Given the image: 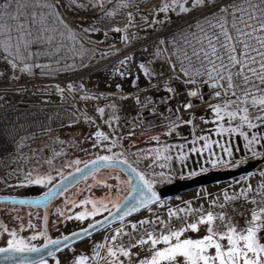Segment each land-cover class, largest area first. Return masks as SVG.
Here are the masks:
<instances>
[{
    "label": "crops",
    "instance_id": "crops-1",
    "mask_svg": "<svg viewBox=\"0 0 264 264\" xmlns=\"http://www.w3.org/2000/svg\"><path fill=\"white\" fill-rule=\"evenodd\" d=\"M17 2L28 5L26 8H21L22 15L18 20L12 21L6 16L0 18V26H3V31H0V61L8 62L10 65L9 60H12L13 57L9 56L8 52L4 50V45L9 44L12 49L15 48L20 38L19 26L23 23L25 33L31 32V36H24V39L30 42L28 51L32 52V48L36 46L42 47L33 52V59L28 62L46 67L33 68L30 73L23 72L21 74L18 72L20 70L18 67L15 70V75L31 78L33 73L37 72L44 78H73L70 84L72 87L69 90L79 94L80 105H73L72 99L65 92L64 99H69L65 105L73 109L76 122L82 121V119H93V113H99L97 102L103 95H135L145 101L158 102L160 107L164 104L162 107L169 111L172 108L171 101H173L179 110V114L175 118L172 116L173 121L178 118L177 128H165L161 131V124H164V121L168 119L162 118V121H153L154 123L142 133L119 138L121 145L132 152L133 157H136L139 166L146 170V173H150V170L161 172L163 166H167V164L169 166L174 155L171 148L174 147H176L175 156L180 157L181 162L178 163L181 167L180 170L190 173V176L212 170H221L220 168L232 159L231 156L225 155L215 143L209 146V149L212 147L211 150L207 149L195 153L189 151L194 146L192 143L194 139L197 143L195 147L198 150L205 143L204 140L197 139L200 136L195 138L193 135L191 136V134L181 130L187 125L183 115L196 108L197 104L192 102L193 107L188 109L182 107L183 104L190 102V96L184 92L181 86L167 84L166 88L158 92L149 90L152 81L147 79V75L140 67L145 63L140 64L136 61V57H142L145 61H150L149 69L152 68L153 62L158 63L162 46L160 48L158 43H153V41L151 43L148 38L161 28L170 27L178 17L187 12L182 13L178 9H169L167 12L155 11L161 6L162 0H104L103 12L98 7L92 8L90 6L92 0H77L78 3H83L84 7H76L72 0H12L13 11ZM3 3L4 0H0V7ZM44 4H52L53 7L47 8L43 6ZM123 4L128 6L123 7ZM32 13H35V24L31 23ZM129 13H131V23L129 22ZM61 19L72 29L74 39L68 36L64 24L60 23ZM125 25H128V27H125ZM115 28H120L122 31H114ZM84 32H88V34ZM9 36H11V40L8 39ZM122 37H126V39H122ZM148 43L150 44L146 45ZM11 71L13 70L11 69ZM168 88L175 91H168ZM146 89L148 90L146 91ZM106 124L109 125L105 122L98 128L105 135L106 131L107 133L110 132V125L106 127ZM66 127L60 129L61 132L58 131L59 134L56 136H62L66 131ZM78 131H81V129ZM60 139L62 140L61 137ZM181 152L184 153L183 156L179 154ZM165 156H169L171 159L165 160ZM214 159L219 160L220 163L214 166L211 163ZM245 177L247 176L238 179H245ZM248 177L261 179L256 189L264 186V171L254 172L249 174ZM235 181L237 180L195 189L165 202L156 203L105 231L116 235L117 229H119L121 234H125L152 223H165L170 218V211L175 215L181 205L195 198L198 194L223 190L230 187V185H234L230 183H235ZM226 200L219 201L222 203ZM133 225H135V228H133ZM207 227L206 223H200L197 231L186 229L181 238H201L206 234ZM224 245L226 246L227 243ZM163 246L161 242L156 247ZM209 251L214 253L215 249H209ZM131 252L138 255H132L130 259L124 256L119 257L122 262L125 261L123 264H134L136 260L133 259L138 260L150 256V242L145 243L143 246L136 245ZM180 261L183 264L182 257ZM96 264L105 263L98 261Z\"/></svg>",
    "mask_w": 264,
    "mask_h": 264
},
{
    "label": "snow or ice",
    "instance_id": "snow-or-ice-1",
    "mask_svg": "<svg viewBox=\"0 0 264 264\" xmlns=\"http://www.w3.org/2000/svg\"><path fill=\"white\" fill-rule=\"evenodd\" d=\"M72 2L76 7L85 6L83 3H78L77 0H72ZM189 4L191 8H207L209 10L215 9V11H210L213 21L208 24V32H205V29L198 25L200 37L197 38L196 34L192 33V38L198 46L207 45V50L200 46L198 50L192 51V58H195L200 67L193 68L190 57L186 53H182L184 59L189 61L191 73L183 66H181V72L185 76L190 74L192 77L206 76L209 81H212L211 86L223 88L224 94H228L229 90H231V95L236 96L237 101H240L242 105L250 100L253 108L259 113L254 118L249 116V109L246 106H240L234 110L231 109L230 105L237 103V101H227L223 107L212 105L211 108L216 114L217 120H223L225 115L228 117V126L225 127L224 124H218L215 132L221 136L224 133H239L247 141L244 145L246 150L251 152L253 156L264 155V152L257 153V146L264 148V133L258 131L259 126L264 124V0H241L240 3H229L224 6H219L216 0H162L161 6L155 11L167 12L169 9H178L182 13L188 12L190 10ZM27 6V4L17 2L13 11L12 0H4L2 7H0V18L6 16L9 20L16 21L22 15L21 8H26ZM43 6L47 8L53 7L52 4H44ZM90 6L92 8L98 7L103 12L104 0H92ZM122 6L127 7L128 5L123 4ZM107 14L110 15L112 13ZM31 15V23L35 24V13ZM128 17L131 23V13L128 14ZM60 23L64 24L68 36L74 39L75 36L72 29L62 19ZM125 27H128V25H125ZM213 29H218L219 33L212 31ZM113 30L122 31L120 28ZM0 31H3V26H0ZM19 31L20 38L14 49L9 44L4 45V50L8 52L9 56L13 57L12 60H9L11 67L13 69L19 67L20 71L25 73H30L33 68L46 67L34 62H28L33 59L34 54L28 51L30 42L24 39V36H31V32L25 33L23 23L20 24ZM8 39L11 40V36ZM122 39H126V37H122ZM184 43H189L187 38H185ZM140 67L146 75H151L149 69L144 67V65ZM186 82L190 84L197 83L195 79H189ZM204 82L206 83L207 81ZM71 87L69 85V89ZM168 91L175 90L168 88ZM221 94V92L217 91L213 95L219 97ZM187 95L197 97L199 89H190ZM201 100H203L202 96ZM182 107L188 109L193 107V104L190 101L183 104ZM97 111L103 113L104 110L98 108ZM238 116L240 123L234 125L232 121ZM186 123L190 124L192 121L189 120ZM243 125H247L249 129H257V131L252 132L249 138L241 130ZM93 135L96 137L93 147H96V144H99L102 140L109 139V136L101 131H96ZM197 139H202L205 143L198 150L195 147L196 140L194 139L192 142L194 146L189 149L190 152H202L209 149L210 144L213 143L206 136ZM215 143L222 148L225 155H231L229 147H223L219 145V142ZM110 147H115V142ZM180 155L183 156L184 153L181 152ZM116 157L117 154L115 153L113 155L97 156L96 160L89 161V164L92 165L93 169L100 164L109 166L108 162H118ZM164 159L168 160L171 157L165 156ZM76 163H79V161H76ZM211 163L215 166L220 161L214 159ZM123 164L126 165L127 161H123ZM128 168L130 177L127 182L129 186L128 196L125 197L124 201H119L112 205L113 208L120 209L116 213L120 219H123L121 213H124L128 207L135 211L138 207L159 199L152 187L154 182L145 179L143 173L137 172L130 165H128ZM76 171L83 175L89 172L90 169L86 165L83 170L77 169ZM46 179H50V177L28 179L27 182L29 184H43ZM51 194H53V189H49L48 195ZM80 203H92L93 210L88 213H77L75 218L78 220H83L85 215H95L100 210L95 202L81 201ZM100 207L102 208L103 205ZM188 211H191V209ZM60 214L63 215V213ZM172 215L173 213L170 211L169 216L171 217ZM66 218L72 219L70 216ZM214 219V214L208 212L205 215H201L196 222L188 223L184 227H178L175 230H171L170 226L168 229H164V225L161 224L162 231L159 234L148 232L146 236L141 235L139 239H136L135 245L130 240L127 247L123 244L115 247L108 246V255L112 257L111 264H123L117 253L130 259L132 255H138L130 251L131 247L136 245L143 246L148 242H150L151 255L139 258L134 264H181V257L183 258V264H264V242H261L258 237V233L264 228V207L252 212L251 220L245 221V225L240 227L239 230H237V225L229 221V223L224 225V230L220 231L215 226ZM220 219L222 221L225 219L223 213H221ZM200 223L208 225L206 234L203 237L198 239L181 238L186 228L197 231ZM133 228H135V225H133ZM5 231H8V229L5 228ZM9 235L11 238L7 240V247H0V253H4L6 257H13L17 253L39 251L36 245L18 237L15 231H11ZM119 235L121 233L117 229V234L113 235L111 239L117 240ZM39 236H44L45 245L56 246L60 244V240L49 239L42 232H37L29 239L36 240ZM63 239L67 240V237ZM225 239L227 241L226 246L221 243ZM161 242L164 246L157 248L156 246ZM98 247H104V245H98ZM213 248L215 249L214 253L209 251V249ZM49 255H51V252H49ZM95 255L98 256L99 253H95ZM87 259L88 257L86 256L77 255L74 257L73 264H85ZM13 264H15V261H13ZM38 264H47V262L41 258Z\"/></svg>",
    "mask_w": 264,
    "mask_h": 264
},
{
    "label": "rangeland",
    "instance_id": "rangeland-1",
    "mask_svg": "<svg viewBox=\"0 0 264 264\" xmlns=\"http://www.w3.org/2000/svg\"><path fill=\"white\" fill-rule=\"evenodd\" d=\"M201 9L203 8H191L187 13H183V15L178 17V19L182 18V16H189L191 13L200 11ZM168 29L169 27L166 26L165 28H161L160 30L154 32L153 35L150 36V38H152L150 42L152 43L153 41V43H158L160 48L162 46V48L165 47L167 49L168 42L163 40L165 36L157 37V35H163ZM161 41H163V43H161ZM149 44L150 43L146 45ZM162 48L160 49V52L163 50ZM159 59L160 60L158 63L153 62L152 64L151 62L152 68L150 69V61L146 60V63L144 64L151 73V75H147V79L152 81L149 90L158 92L159 90L166 88L167 84L179 86L181 79L177 78V80H175V77H171L165 81V78L168 76L167 74L165 76H159L157 74L155 69L161 67L162 64L160 56ZM11 69L13 71H11ZM15 70L17 69H13L8 64V62L0 61V80H17L20 82H25L30 79V77H24L17 74L16 76ZM18 72H20V74L23 73L20 70ZM47 79L54 80L55 77H50ZM186 80L187 78L184 77L182 82ZM38 88V91H36V89L34 92V101L37 104H66L69 101V99H64L65 93L53 84ZM147 90L148 89H146V91ZM25 93L26 90L21 89L11 93L12 103L14 106H24L26 104ZM208 100H210V102L207 104L205 102H197L196 108L191 109L189 113L183 115L185 116L186 121L191 120L192 123H187L185 128L181 130L191 134V136L193 135L195 138L196 136H206L209 138V141H212L213 143L219 142V145L223 147H229L231 149L230 156L232 159L227 161V163H225L220 168L221 170L229 169L235 164H240L245 161L264 157V155L260 154L253 156L251 152L246 150L244 145L247 141L244 139V137L240 136L239 133H224L221 136L215 132V128L218 124H224L225 127L228 126V117L225 115L223 120H217L216 114L212 111L211 106L220 105L223 107L227 101H237V97L229 95L216 100L213 98ZM141 101L144 103L153 102L152 100L145 101L143 99H141ZM171 102L172 108L170 111L166 110L165 107H162L164 104L161 105V108H164V113H161L159 120L162 121V118H168L164 121V124H161V131L165 130V128L171 129L173 127H178L176 125L178 118L173 121L172 116L175 118L177 114H179V110L177 109V105H175L173 101ZM156 104L158 105V102H156ZM240 106L248 107L249 116L252 118L259 114L256 109L253 108L250 100L243 105L240 101H237V103L230 105V108L234 110ZM69 108L73 111L71 107ZM99 113H93V119H82V121L67 126L65 129L66 131H64L62 136L59 135L62 140L59 136H56L59 134L58 131L60 130L49 136L38 135L35 137L36 139L34 142L36 143L37 141L38 146L42 147L41 144H44V147L40 149V152L44 151V155H41V153L38 154L40 157L44 158V161L42 158L39 159L40 162L38 163L33 161V164L26 174V180L22 179L18 174H14L12 176L7 175L1 178L0 196L25 197L40 195L41 193L47 191L57 181H59L61 176L78 167V165L82 164L83 162L92 161L97 156L113 155L114 153L117 154L116 159L122 161L126 160L138 172L143 173L144 176L148 177L149 181H153L154 183L152 185H167L177 179L193 177L190 176V173L180 170L181 167L178 165L180 157H176L177 155L175 156L174 153L176 147L173 149L171 148V152L174 154L173 158L171 159V164L169 166L168 164L167 166H163L161 172L150 170V173H146V170L139 166V163L136 161V157H133L132 152L128 151L123 145H121L119 141L120 137L116 138L113 136L114 139L112 141L102 140L99 144H96V147H93V144L96 142V137L93 135V133L99 131V126L103 124ZM152 123L154 122H151V124ZM232 123L234 125L239 124V116L234 121H232ZM108 126L109 125L106 124V127ZM79 129H81V131H78ZM241 130L244 131L246 135L249 136V138L252 132L257 131V129H249L247 125H243ZM258 131L260 133H264V124L259 126ZM55 140L56 142H54ZM113 142H115V147H110ZM213 143H211L210 146L213 145ZM215 144L217 145V143ZM211 148L212 147H210L209 150H211ZM219 148L222 149L220 146ZM262 152H264V148L257 146V153ZM54 155L64 158H61L58 161L57 159H53L52 165L48 166L47 164H49V159ZM76 161H79V163H76ZM259 171H264V167H262ZM40 177H50V179H46L43 184H29L27 182L28 179H36ZM235 180H237L235 183H230L234 185H230V187H226L223 190L220 189V191L216 192L214 191L200 195L198 194L195 198L181 205L175 215H182V213L188 215L206 206L221 204L219 200H226L228 198L230 199L241 193H244L245 191L256 189L257 185L261 182V179H252V177H248V175L245 177V179ZM127 192L128 185L123 174L115 170H101L86 177L81 183L66 191L57 200L51 202L46 211L35 210L26 207L9 206L5 204L0 205V247H7V240L11 238L9 235L11 231H15L18 237L36 245V247L39 246L44 242V237L40 238L39 236L36 240H30L29 238L37 232H44L42 219H44L46 226V232L44 233H46L45 235L52 240L63 237L73 231L83 229L112 211L114 209L112 207L113 203L121 201ZM81 201L95 202L100 210H98L95 215H85L83 220H78L75 218L77 213H88L93 210L92 203L81 204ZM101 205H103L102 208L100 207ZM189 209H191V211H188ZM60 213H63V215ZM69 216L72 217V219L66 218ZM5 228L8 229V231H5ZM108 232L109 231H103L95 235L93 238L91 237L90 239H87L45 261L47 264H73L75 256L83 255L88 257V259L85 261V264H96L98 261L105 264H111L112 257L107 254L105 249L112 240L111 237L115 234ZM121 235H123V233ZM98 245H104V247H98ZM95 253H99V255L96 256ZM121 256L122 255H118V257ZM123 263H125L124 260Z\"/></svg>",
    "mask_w": 264,
    "mask_h": 264
},
{
    "label": "built area",
    "instance_id": "built-area-1",
    "mask_svg": "<svg viewBox=\"0 0 264 264\" xmlns=\"http://www.w3.org/2000/svg\"><path fill=\"white\" fill-rule=\"evenodd\" d=\"M240 2L241 0H216L219 6ZM210 11L214 12L215 9L203 8L200 11L191 13L189 16H182V18L175 20L163 35H157V37L165 36L163 40L168 42V47L167 49L165 47L162 48L163 50L160 52L162 64L155 71L159 76L167 74L168 76L165 79L171 77H175V80L177 78L181 79L179 86L183 88L186 94L190 89H199L197 97H190L189 101L191 102L203 103L212 98L214 92L217 91L222 93L221 97L231 95V90H229L228 94H224L223 88L211 86L212 81H209L206 76L192 77L191 74L185 76L181 72V66H183L191 73L189 61L184 59L182 53H186L190 57L193 68L200 67L195 58H192V51L198 50L200 46L207 50V45L198 46L192 38V33H195L196 37L199 38V27H203L205 32L209 31L208 24L213 21ZM212 31L219 33L218 29H213ZM84 33L88 34V32ZM185 38L189 41L188 44L184 43ZM151 39L149 38L148 41ZM41 48V46L33 47L32 53ZM136 61L140 64L146 63L142 57H136ZM184 77L187 78L186 81L195 79L197 83L182 82ZM72 81L73 78L70 77L48 80L37 72L33 73L31 78L25 82L0 80V179L7 175L18 174L22 179L26 180V174L33 161L38 163L40 162L39 159L42 158L38 154L44 155V151L40 152L44 144H41L42 147L38 146V142L36 141L37 144L34 142L35 137L38 135L49 136L66 126L75 124V114L69 108L70 106L65 104H36L34 101V92L38 87L53 84L69 95L73 105L79 106V94L69 90V85ZM204 81L207 82L205 83ZM20 89L26 90V104L24 106H14L11 93ZM201 96L203 100H201ZM97 105L104 110L103 113L100 112L102 122L110 125V132L107 133L106 131L110 141L114 139L113 136L117 138L142 133L151 122L159 120L161 113H164V108H161L156 103H144L137 96L129 94L103 95L99 98ZM53 159L58 161L61 157L56 155L51 157L49 164H47L48 166L52 165ZM144 177L148 180V177ZM152 186L155 189H159L164 184ZM260 207H264V186L259 189L245 191L238 197L230 198L221 204L206 206L188 215H173L165 223H152L146 227L127 232L118 237L117 240H111L108 246L115 247L123 244L127 247L130 240L135 245L136 239H139L141 235L146 236L148 232L159 234L162 231L161 224L164 225V229H168L170 226L171 230H175L178 227H184L188 223L196 222L201 215H205L208 212L214 214V224L220 231L224 230V225L229 223V221L237 225V230H239L240 227L245 225V221L251 220L252 212L258 211ZM221 213L225 217L223 221L220 219ZM258 237L261 242H264V228L258 233ZM221 243L226 244V239L222 240ZM108 246L105 249L106 252ZM117 255L120 254L117 253Z\"/></svg>",
    "mask_w": 264,
    "mask_h": 264
},
{
    "label": "water",
    "instance_id": "water-1",
    "mask_svg": "<svg viewBox=\"0 0 264 264\" xmlns=\"http://www.w3.org/2000/svg\"><path fill=\"white\" fill-rule=\"evenodd\" d=\"M219 97L212 96L213 99H218ZM210 98V99H212ZM210 102V100L205 101V103ZM96 160V159H94ZM93 161V160H92ZM117 163H111L108 162L109 166H105L103 164H100L97 168L93 169L92 165L86 163L85 165L81 166L78 169L83 170L85 166L90 169L89 172L84 173L81 175L76 170L73 172L67 174L63 178H61L59 181H57L55 184H53L49 189H53V194L48 195L49 189L40 195L37 196H0V205H9V206H17V207H26L31 208L35 210H42L46 211L50 205L51 202L57 200L60 196H62L66 191L69 189L75 187L79 183H81L86 177L97 173L101 170H115L123 174L126 181L130 179L129 177V164H123L122 160H117ZM99 164V162H98ZM262 167H264V157L249 160L242 162L240 164H235L231 166L229 169L226 170H212L208 171L206 173L198 174L193 177H189L186 179H177L173 181L170 184L164 185L163 187L159 189L153 188V190L156 192L158 200H153L150 203H146L143 206L138 207L135 211L132 210L131 207H128L124 213H121L123 216V219H120L116 213L120 211V209H113L97 221L93 222L91 227L89 225L83 229H79L76 231H73L63 237L56 238L53 240H60L59 245H45L42 244L38 246L39 249L38 252H26V253H17L13 257H6L4 253H0V264H13V261H15V264H38V261L42 258L43 260H47L50 258H53L60 254L61 252L105 231L106 229L110 228L111 226L123 221L124 219L130 217L131 215L151 206L159 202L166 201L168 199H173L183 193L219 184L224 183L228 181H232L244 176H247L249 174H252L254 172L259 171ZM131 168H133L131 166ZM134 175V174H133ZM70 180V182H68ZM62 185V187H60ZM128 185V183H127ZM54 186H56L54 188ZM129 191V186H128ZM128 196L127 194L124 196V198L121 201H124L125 197ZM111 213V215H110ZM43 228L46 229L44 226V220H43ZM64 237H67V240L63 239ZM49 252H51V255H49Z\"/></svg>",
    "mask_w": 264,
    "mask_h": 264
},
{
    "label": "trees",
    "instance_id": "trees-1",
    "mask_svg": "<svg viewBox=\"0 0 264 264\" xmlns=\"http://www.w3.org/2000/svg\"><path fill=\"white\" fill-rule=\"evenodd\" d=\"M95 159H96V158H95ZM93 160H94V159H93ZM88 162H89V161H88ZM88 162H83L82 164L78 165V167H76V168L72 169L71 171L65 173L63 176H61V178H63V177L66 176L67 174L73 172L74 170L80 168L81 166L85 165V164L88 163ZM61 178H60V179H61Z\"/></svg>",
    "mask_w": 264,
    "mask_h": 264
},
{
    "label": "flooded vegetation",
    "instance_id": "flooded-vegetation-1",
    "mask_svg": "<svg viewBox=\"0 0 264 264\" xmlns=\"http://www.w3.org/2000/svg\"><path fill=\"white\" fill-rule=\"evenodd\" d=\"M44 225H45V224H44ZM42 226H43V220H42ZM45 228H46V227H45ZM43 231L46 232V229L44 230V228H43ZM44 232H43V233H44ZM44 234H46V233H44ZM43 237H44V236H40V238H43ZM42 244H44V242L41 243L40 245H42ZM40 245H39V246H40ZM37 247H38V246H37Z\"/></svg>",
    "mask_w": 264,
    "mask_h": 264
}]
</instances>
